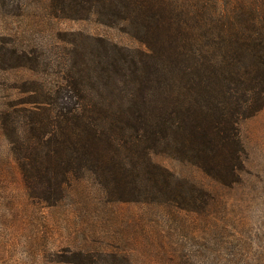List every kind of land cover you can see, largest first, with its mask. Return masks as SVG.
Returning a JSON list of instances; mask_svg holds the SVG:
<instances>
[{
  "label": "trees",
  "instance_id": "trees-1",
  "mask_svg": "<svg viewBox=\"0 0 264 264\" xmlns=\"http://www.w3.org/2000/svg\"><path fill=\"white\" fill-rule=\"evenodd\" d=\"M22 8V0H0L6 15ZM50 12L95 18L139 45L65 33L52 81L17 80L19 70L47 75L54 66L0 36V228L10 225L8 203L23 220L33 205L87 201L96 189L108 204L195 215L201 233L225 237L219 216L234 217L231 194L254 183L242 124L264 109V0H50ZM162 157L203 178L178 175ZM14 183L24 197L10 196ZM40 260L133 264L101 247L45 251Z\"/></svg>",
  "mask_w": 264,
  "mask_h": 264
},
{
  "label": "rangeland",
  "instance_id": "rangeland-1",
  "mask_svg": "<svg viewBox=\"0 0 264 264\" xmlns=\"http://www.w3.org/2000/svg\"><path fill=\"white\" fill-rule=\"evenodd\" d=\"M22 7L20 17L0 12V36L8 35L6 42L15 40L23 49L50 58L54 67L47 75L19 70L11 74L13 79L42 75L52 81L58 52L69 45L62 36L65 33L105 37L133 48L139 45L119 28L100 24L95 18L77 21L52 17L50 0H22ZM9 86H4L5 95L12 92L7 91ZM14 95L19 97L20 93ZM242 138L249 153V178L254 183L231 194L234 217L219 216L225 237L201 233L195 226V215L183 212L176 216L171 209L159 211L143 204H108L93 189L87 201L76 195V199L67 198L54 208L33 205L34 216L25 215L23 220L10 215L12 205L8 203L6 223L10 225L0 228L1 256L5 258L0 264H43L40 255L45 251L67 247L126 252L133 264H264V109L242 124ZM158 161L184 178H203L189 165L165 157ZM22 190L20 183H14L10 196L24 197ZM83 192L81 189L77 194Z\"/></svg>",
  "mask_w": 264,
  "mask_h": 264
}]
</instances>
